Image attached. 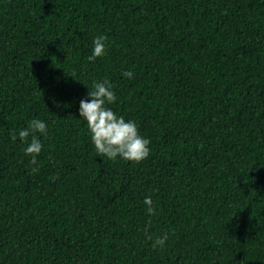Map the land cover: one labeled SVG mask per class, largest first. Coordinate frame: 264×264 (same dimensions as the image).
Listing matches in <instances>:
<instances>
[{"label":"trees","instance_id":"16d2710c","mask_svg":"<svg viewBox=\"0 0 264 264\" xmlns=\"http://www.w3.org/2000/svg\"><path fill=\"white\" fill-rule=\"evenodd\" d=\"M103 79L150 138L139 163L79 119ZM0 264H264V0H0Z\"/></svg>","mask_w":264,"mask_h":264},{"label":"clouds","instance_id":"9594fccd","mask_svg":"<svg viewBox=\"0 0 264 264\" xmlns=\"http://www.w3.org/2000/svg\"><path fill=\"white\" fill-rule=\"evenodd\" d=\"M106 41L104 34L93 37L88 61L105 55ZM122 76L131 80L134 72L132 69H126L122 71ZM51 99L53 105H59L60 101L54 97ZM116 100V93L108 79L92 81L91 89L88 88L86 96L78 101L79 119L83 120L98 157L139 163L150 153V138L139 132L135 120L126 119L124 115L114 111L111 105ZM47 132L45 120L33 117L16 133L24 143L23 152L29 156L31 165L37 164V155L43 148L41 137L47 135ZM32 170L35 171V167ZM143 204L148 214L155 212L151 195L143 197ZM148 238L151 239V236ZM166 240L167 234L162 233L155 237L152 246H163Z\"/></svg>","mask_w":264,"mask_h":264}]
</instances>
